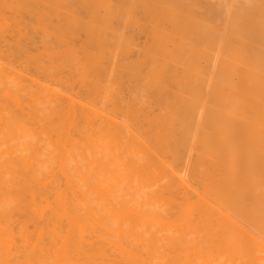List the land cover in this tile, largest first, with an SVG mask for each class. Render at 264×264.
I'll list each match as a JSON object with an SVG mask.
<instances>
[{
	"label": "bare ground",
	"instance_id": "1",
	"mask_svg": "<svg viewBox=\"0 0 264 264\" xmlns=\"http://www.w3.org/2000/svg\"><path fill=\"white\" fill-rule=\"evenodd\" d=\"M0 264H264V0H0Z\"/></svg>",
	"mask_w": 264,
	"mask_h": 264
}]
</instances>
